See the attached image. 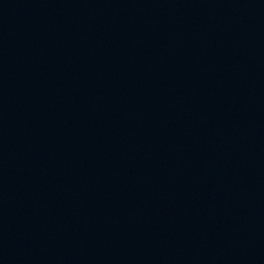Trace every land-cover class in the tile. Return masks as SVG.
<instances>
[{
    "label": "water",
    "instance_id": "95a60500",
    "mask_svg": "<svg viewBox=\"0 0 264 264\" xmlns=\"http://www.w3.org/2000/svg\"><path fill=\"white\" fill-rule=\"evenodd\" d=\"M0 264H264V0H0Z\"/></svg>",
    "mask_w": 264,
    "mask_h": 264
}]
</instances>
